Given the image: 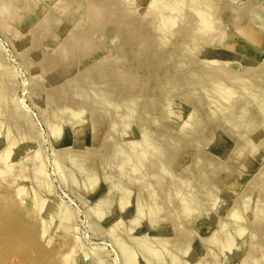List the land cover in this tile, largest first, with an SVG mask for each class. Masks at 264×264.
<instances>
[{"label": "rangeland", "instance_id": "rangeland-1", "mask_svg": "<svg viewBox=\"0 0 264 264\" xmlns=\"http://www.w3.org/2000/svg\"><path fill=\"white\" fill-rule=\"evenodd\" d=\"M164 1L0 0L26 264H264V0Z\"/></svg>", "mask_w": 264, "mask_h": 264}, {"label": "bare ground", "instance_id": "bare-ground-1", "mask_svg": "<svg viewBox=\"0 0 264 264\" xmlns=\"http://www.w3.org/2000/svg\"><path fill=\"white\" fill-rule=\"evenodd\" d=\"M154 2H155V0H153ZM166 1V0H165ZM164 1V2H165ZM180 2H181V0H179ZM185 1V0H184ZM183 1V2H184ZM105 2V1H104ZM179 2V3H180ZM186 2V1H185ZM184 2V3H185ZM200 2V1H199ZM114 3V2H113ZM160 3V2H159ZM175 3V2H174ZM183 3V4H184ZM201 3H203V2H201ZM92 4H94V3H92ZM116 4V3H115ZM164 4V3H163ZM199 4V3H198ZM95 5V4H94ZM152 5V4H151ZM166 5V4H165ZM169 5H171V3H169ZM172 5H173V3H172ZM176 5H177V3H176ZM200 5V4H199ZM91 6V5H90ZM155 6V5H154ZM179 6V5H178ZM194 6V5H193ZM196 6V5H195ZM11 7V6H10ZM94 7V6H93ZM97 6H95V8H96ZM171 7V6H170ZM176 7V6H175ZM192 7V6H191ZM202 7V6H201ZM200 7V8H201ZM208 7V6H207ZM210 7V6H209ZM179 8V7H178ZM183 8V7H182ZM6 9V8H5ZM11 10H12V8H10ZM92 9V8H91ZM100 9V8H99ZM98 9V10H99ZM168 9V8H167ZM193 9V8H192ZM198 9V8H197ZM9 10V9H8ZM7 10V11H8ZM97 10V11H98ZM133 10V9H132ZM162 10V9H161ZM164 10H165V8H164ZM175 10V9H174ZM199 10V9H198ZM5 11V10H4ZM91 11V10H90ZM96 11V12H97ZM176 11H179V10H176ZM6 12V11H5ZM172 12V11H171ZM182 12V11H181ZM198 12V11H197ZM9 13V12H8ZM101 13V12H100ZM176 13V12H175ZM195 13V12H194ZM199 13V12H198ZM200 13H201V11H200ZM206 13V12H205ZM103 14V13H102ZM124 14V13H123ZM161 14V13H160ZM165 14V13H164ZM163 14V15H164ZM182 14V13H181ZM212 14V13H211ZM114 15H116V14H114ZM198 15V14H197ZM201 15V14H200ZM205 15V14H204ZM208 15V14H207ZM92 16V15H91ZM93 16H94V14H93ZM151 16V15H150ZM181 16V15H180ZM99 17V16H98ZM200 17V16H199ZM206 17V16H205ZM94 18V17H93ZM92 18V19H93ZM103 18V17H102ZM160 18H161V15H160ZM177 18V17H176ZM161 20V19H160ZM109 21V20H108ZM162 21H163V18H162ZM210 21V20H209ZM208 21V22H209ZM151 22V21H150ZM199 22V21H198ZM206 23V22H205ZM215 24V23H214ZM163 25H165V24H163ZM162 26V25H161ZM200 26H201V24H200ZM213 27V26H212ZM172 28V27H171ZM208 28H209V26H208ZM163 29V28H162ZM194 29V28H193ZM200 29V28H199ZM206 29V28H205ZM160 30V29H159ZM202 30H204V29H202ZM201 30V31H202ZM209 30H211V29H209ZM162 31V30H161ZM197 31V30H196ZM163 32V31H162ZM195 32V31H194ZM158 34V33H157ZM203 36V35H202ZM207 36V35H206ZM164 38H168V37H164ZM163 41V40H162ZM158 43V42H157ZM164 43V42H163ZM186 43V42H185ZM187 45V44H186ZM185 45V46H186ZM193 45V44H192ZM199 45V44H198ZM158 47H159V45H158ZM184 49V48H183ZM190 50V49H189ZM192 51V50H191ZM216 62V61H215ZM214 62V63H215ZM206 65H207V63H205ZM221 64V63H220ZM185 66V65H184ZM187 67V66H186ZM214 67V66H213ZM188 68V67H187ZM221 69V68H220ZM225 70V69H224ZM121 71V70H120ZM210 72V71H209ZM243 72V71H242ZM188 74H189V72H187ZM222 73V72H221ZM260 73V72H259ZM226 74V73H225ZM124 77V76H123ZM193 77V76H192ZM228 77V76H227ZM253 77V76H252ZM233 78V77H232ZM232 78H230V81H231V79ZM255 78V77H254ZM254 78H252V79H254ZM136 79V78H135ZM211 79V78H210ZM235 80H236V78H234ZM248 79V78H247ZM256 79V78H255ZM233 80V79H232ZM95 81V80H94ZM190 81V80H189ZM222 81V80H221ZM220 82V81H219ZM218 82V83H219ZM239 83H242L241 81H238ZM254 82H256V81H254ZM193 83V82H192ZM223 83V82H222ZM231 83V82H230ZM236 84H237V82H235ZM257 83H258V80H257ZM215 86L217 85V84H214ZM226 85V84H225ZM241 85V84H240ZM192 86V85H191ZM222 86V85H221ZM239 86V85H238ZM242 86V85H241ZM212 87V86H211ZM223 87V86H222ZM252 87H254V85L252 86ZM217 88H218V86H217ZM226 88V87H225ZM229 88V87H228ZM231 88V87H230ZM229 88V89H230ZM243 88V87H242ZM188 89V88H187ZM220 88H218L217 90H219ZM222 89V88H221ZM227 89V88H226ZM233 89V88H232ZM207 90V89H206ZM223 90H225V89H223ZM234 90V89H233ZM236 90V89H235ZM256 90H257V87H256ZM222 91V90H221ZM220 91V92H221ZM228 90H226V92H227ZM230 91H232V90H230ZM248 91H249V89H248ZM213 92H214V90H213ZM212 92V93H213ZM206 93V92H205ZM223 93H224V91H223ZM231 93V92H230ZM220 94V93H219ZM218 93H217V95H219ZM227 94V93H226ZM207 95H208V93H207ZM231 95H232V93H231ZM237 95V94H236ZM228 96H229V91H228ZM234 96V95H233ZM219 97H223L222 95L220 96L219 95ZM230 97V96H229ZM228 97V98H229ZM239 97V96H238ZM224 99H225V97H223ZM222 98V99H223ZM227 98V97H226ZM253 98V97H252ZM251 98V99H252ZM218 99V98H217ZM220 99V98H219ZM223 99V100H224ZM230 99V98H229ZM257 99V98H256ZM167 100V99H166ZM212 100V99H211ZM215 100V99H214ZM235 99H233V101H234ZM255 100V99H254ZM217 101V100H216ZM226 101V100H225ZM230 101V100H229ZM261 101V100H260ZM212 102V101H211ZM218 102H219V100H218ZM227 102H228V100H227ZM258 102V101H257ZM216 103V102H215ZM222 103V102H221ZM232 103V102H231ZM218 103H216V105H217ZM227 104V103H226ZM228 104H230V103H228ZM261 104V103H260ZM213 105H215V104H213ZM221 105H223V104H220V106ZM231 105V104H230ZM219 106V105H218ZM217 106V107H218ZM224 106V105H223ZM216 108V107H215ZM232 108V107H231ZM131 110V109H130ZM219 110V109H218ZM218 110H216V111H218ZM222 110H223V108H222ZM220 111H221V109H220ZM225 110H223V112H224ZM243 111V110H242ZM215 112V111H214ZM231 112V111H230ZM212 114H213V112H212ZM223 115V114H222ZM212 116H214V115H212ZM264 118V117H263ZM197 120V119H196ZM228 121V120H227ZM115 123V122H114ZM263 124H264V122H263ZM184 125V124H183ZM185 125H186V123H185ZM194 125V124H193ZM236 128V127H235ZM198 129V128H197ZM147 136V135H146ZM166 139V138H165ZM146 145V144H145ZM130 149V148H129ZM153 150V149H152ZM128 151V150H127ZM154 151V150H153ZM155 152V151H154ZM129 153V152H128ZM130 153H131V151H130ZM241 153V152H240ZM123 154V153H122ZM150 154V153H149ZM125 155V154H124ZM126 155H127V153H126ZM128 156V155H127ZM123 158H124V156H122ZM126 157V156H125ZM122 158V159H123ZM127 158V157H126ZM131 158V157H130ZM145 158V157H144ZM129 159V158H128ZM142 159H143V156H142ZM123 160H125L126 161V159H123ZM131 161V160H130ZM151 161V160H150ZM129 162V161H128ZM133 162V161H132ZM130 163V162H129ZM144 163V162H143ZM151 163V162H150ZM156 163V162H155ZM126 164V163H125ZM125 164H124V166H125ZM135 164V163H134ZM166 164V163H165ZM13 165V164H12ZM122 165H123V163H122ZM16 166V165H15ZM129 166V165H128ZM128 168V167H127ZM134 168V167H133ZM138 170V169H137ZM126 172V171H125ZM134 172H136V171H134ZM164 172V171H163ZM169 175V174H168ZM167 176V175H166ZM162 180V179H161ZM140 182V181H139ZM192 183V182H191ZM142 184V183H141ZM176 184H177V182H176ZM187 184V183H186ZM177 186V185H176ZM185 187V186H184ZM175 192V191H174ZM176 192H178V191H176ZM181 192V191H180ZM190 192V191H189ZM177 194V193H176ZM180 194H182V193H180ZM191 195V194H190ZM175 196V195H174ZM187 196V195H186ZM189 196V195H188ZM187 196V197H188ZM208 196V195H207ZM176 198V197H175ZM179 199V198H178ZM155 200V199H154ZM184 200V199H183ZM191 200V199H190ZM217 200V199H216ZM199 201V200H198ZM155 202V201H154ZM183 202V201H182ZM215 203V202H214ZM263 205V204H262ZM156 206V205H155ZM203 206V205H202ZM188 207V206H187ZM156 208V207H155ZM194 208V207H193ZM239 209V208H238ZM241 209V208H240ZM246 209V208H245ZM2 210V209H1ZM0 210V211H1ZM183 210V209H182ZM241 211V210H240ZM193 212V211H192ZM245 212V211H244ZM159 213V212H158ZM235 213V212H234ZM233 213V214H234ZM237 213V212H236ZM235 213V214H236ZM186 214V213H185ZM234 214V216H236ZM7 215H10V214H7ZM239 215L240 214H238V216L237 217H239ZM257 215V214H256ZM233 216V217H234ZM241 216V215H240ZM245 216V215H244ZM228 218V217H227ZM236 220V219H235ZM241 219L239 218V221H240ZM228 221V220H227ZM236 221H238V220H236ZM2 222V223H1ZM233 223H234V221H233ZM236 223H238V222H236ZM241 223V222H240ZM235 224V223H234ZM233 225V224H232ZM226 226H228V225H226ZM231 228V227H230ZM225 229V228H224ZM23 230V228L21 227V225L18 223V221L17 220H12V219H9V218H7V216H4V215H2L1 213H0V264H26L27 263V258H29V256L30 255H28V252L26 251V250H23L24 248H25V244H22L23 242L18 238V234L21 232ZM225 232H227V230L225 231ZM224 232H222V234H223ZM221 234V233H220ZM229 234V233H228ZM231 234V233H230ZM239 234V233H238ZM216 236V235H215ZM214 236V237H215ZM223 236V235H222ZM233 236V235H232ZM241 236V235H240ZM229 237H230V235H229ZM219 238V237H218ZM233 238V237H232ZM234 239V238H233ZM156 240V239H155ZM158 240V239H157ZM218 240V239H217ZM221 240V239H220ZM225 240H226V238H225ZM215 241V240H214ZM222 241V240H221ZM233 241V240H232ZM26 243H28L27 244V246L30 248H32V247H34V248H36V249H38V246H37V243H36V238L35 237H33V239H30V240H28ZM184 243H185V241H184ZM226 243H228V242H226ZM235 243V242H234ZM230 244V243H229ZM232 244V243H231ZM147 246V245H146ZM229 246V245H228ZM232 246V245H231ZM150 248V247H149ZM228 249H230V248H228ZM146 250L147 249H144V251L146 252ZM41 251H42V249H41ZM151 251V250H150ZM230 252H231V249L229 250ZM170 252V251H169ZM223 252V251H222ZM151 255V254H150ZM174 256V255H173ZM217 259V258H216ZM254 259V258H253ZM255 261V260H254ZM35 264H45V263H48V264H53L52 262H51V260H48V258L45 256V258H43V257H38L37 258V260H36V262H34ZM55 263V262H54ZM70 263V262H69Z\"/></svg>", "mask_w": 264, "mask_h": 264}]
</instances>
